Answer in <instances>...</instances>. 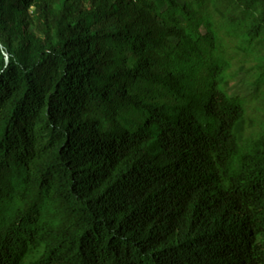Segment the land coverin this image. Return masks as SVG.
Instances as JSON below:
<instances>
[{"label":"trees","instance_id":"16d2710c","mask_svg":"<svg viewBox=\"0 0 264 264\" xmlns=\"http://www.w3.org/2000/svg\"><path fill=\"white\" fill-rule=\"evenodd\" d=\"M0 264H264V0H0Z\"/></svg>","mask_w":264,"mask_h":264},{"label":"rangeland","instance_id":"374dc122","mask_svg":"<svg viewBox=\"0 0 264 264\" xmlns=\"http://www.w3.org/2000/svg\"><path fill=\"white\" fill-rule=\"evenodd\" d=\"M228 91L231 95L246 96L253 91L249 77L239 76L230 83Z\"/></svg>","mask_w":264,"mask_h":264}]
</instances>
